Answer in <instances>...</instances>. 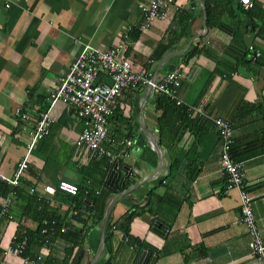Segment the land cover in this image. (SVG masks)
Listing matches in <instances>:
<instances>
[{
  "label": "crops",
  "instance_id": "0c3cea01",
  "mask_svg": "<svg viewBox=\"0 0 264 264\" xmlns=\"http://www.w3.org/2000/svg\"><path fill=\"white\" fill-rule=\"evenodd\" d=\"M7 1L9 6L0 2L2 173L15 171L38 113L49 104V91L82 45L122 43L133 68L158 79L170 70L179 73L181 105H198L230 122V154L244 166L264 241V58L253 59L248 48L264 52V0H255L259 9L253 13L239 0H208L209 22L206 0H175L168 14L142 32L138 0ZM16 106L29 110L31 119L14 115ZM160 114L155 93L125 90L108 119V132L114 141L130 138L131 144L126 155L110 161L76 146L82 123L70 106L57 102L51 109L54 122L29 153L19 184L49 200L66 220L80 214L71 222L83 229L81 264H101L108 254L104 244L100 251L106 220L112 224L106 234L112 264H264L252 254L239 222L238 191L224 190L219 135L211 120L199 123L207 125L197 133L167 131L161 142ZM60 179L79 185L77 202L75 194L45 192ZM23 206L12 195L11 218H0L4 247L12 241ZM124 222L130 239L114 225ZM48 243L28 260L0 253V264H72L71 242L55 235Z\"/></svg>",
  "mask_w": 264,
  "mask_h": 264
},
{
  "label": "built area",
  "instance_id": "2783aa9c",
  "mask_svg": "<svg viewBox=\"0 0 264 264\" xmlns=\"http://www.w3.org/2000/svg\"><path fill=\"white\" fill-rule=\"evenodd\" d=\"M175 0H138L141 20L137 26L139 31H146L154 20L164 17L172 9ZM245 8L253 5L252 0H239ZM5 6H9L7 0H0ZM253 59L264 58V52L249 45ZM124 44L118 43L108 47H97L90 43H84L71 62L68 71L57 79L56 86L49 91V104L45 110L38 113L30 140L26 143L25 155L18 161L15 171L8 176L0 171V180L11 186L19 184V178L27 167L29 153L38 140L43 138L50 130L54 122L51 109L57 102L68 105L73 110L75 117L82 123V129L78 133L76 146H85L92 155L105 156L110 161L127 154L126 147L130 146V138H121L114 141L109 137L108 119L119 106L120 98L125 90H144L146 94H162L173 100L176 104L182 101L176 97L177 88L181 83L180 75L175 70L168 71L165 76L158 79L155 75L135 69L131 61L123 55ZM100 75L107 77V81L99 79ZM188 116L202 123L211 120L219 135V164L224 180V190L236 188L239 195V222L245 227L248 235V246L255 259L264 262V241L260 229L256 223L252 208V196L248 190L249 181L246 179L245 169L241 162L235 161L230 154L233 142L230 122L221 116H209L198 105L187 106ZM14 115L22 120L31 119L29 110L20 106L14 107ZM117 144L116 148L109 144ZM56 189L69 194H76L77 184L66 179H60L56 187L46 185L45 192L52 194ZM33 191V189H31ZM11 192L2 200L0 218H11L10 207L12 204ZM74 222H71L73 224ZM61 230L65 229L61 225ZM46 233V229L42 230ZM44 244L49 242L47 235L42 236ZM27 237H17L14 234L10 244L5 247L0 242V253L3 256H24ZM40 258V255L37 256Z\"/></svg>",
  "mask_w": 264,
  "mask_h": 264
},
{
  "label": "trees",
  "instance_id": "16d2710c",
  "mask_svg": "<svg viewBox=\"0 0 264 264\" xmlns=\"http://www.w3.org/2000/svg\"><path fill=\"white\" fill-rule=\"evenodd\" d=\"M214 2V0H211ZM253 5L248 9L249 13H253L255 10L259 9V3L255 0L252 1ZM206 20L210 21V7L209 1L206 0ZM137 30V29H136ZM139 31V30H138ZM195 50L189 52V56L194 53ZM155 107L161 110L160 116L157 118L158 132L161 142H164L165 132L174 131L177 133H182L184 129H191L194 133L199 132L202 126L199 122L195 121L193 118L188 116L187 106L176 104L173 100L162 94H155ZM184 128V129H183ZM181 131V132H180ZM78 190L79 185L77 184ZM74 195L73 202H77V193ZM14 192V197L23 203V207L19 210L16 216L17 228L15 234L17 237L26 236L27 244L23 255H30L35 253L34 249L40 248L44 243L41 241L42 236L47 235L49 240L52 236L58 235L69 242H71V248L67 254L71 258L72 264H81L83 257V241L84 235L82 228H77L75 225L70 224L72 220L79 221L80 214H71L68 220L65 216L61 217L60 214L56 213L52 208L49 200L38 198L36 194L30 193L23 189L21 185L11 186L9 183L0 180V208L3 198ZM152 193H148L150 196ZM71 195V194H69ZM150 203V202H149ZM147 201V205L149 204ZM130 219V217H129ZM32 220L36 223L35 227H29L25 225V221ZM124 223H114L115 227L118 228L124 236L131 238L129 234L127 225ZM61 225L65 226L64 230H61ZM126 225V226H125ZM112 227V224L106 220L104 226V248H106L108 254L103 258L101 264H112V257L110 253V247L107 244V231ZM46 229V233H42L43 229ZM111 229V228H110ZM49 245V243H47ZM34 251V252H33ZM74 252V253H73ZM73 253V254H72Z\"/></svg>",
  "mask_w": 264,
  "mask_h": 264
},
{
  "label": "water",
  "instance_id": "95a60500",
  "mask_svg": "<svg viewBox=\"0 0 264 264\" xmlns=\"http://www.w3.org/2000/svg\"><path fill=\"white\" fill-rule=\"evenodd\" d=\"M103 244H104V237H103V234H102V236H101V244H100V251L102 250ZM100 251H99V253H100Z\"/></svg>",
  "mask_w": 264,
  "mask_h": 264
},
{
  "label": "rangeland",
  "instance_id": "374dc122",
  "mask_svg": "<svg viewBox=\"0 0 264 264\" xmlns=\"http://www.w3.org/2000/svg\"><path fill=\"white\" fill-rule=\"evenodd\" d=\"M234 189H236V188H234Z\"/></svg>",
  "mask_w": 264,
  "mask_h": 264
}]
</instances>
